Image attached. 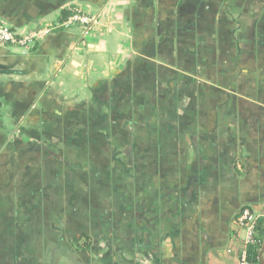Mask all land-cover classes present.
<instances>
[{
    "label": "crops",
    "instance_id": "obj_1",
    "mask_svg": "<svg viewBox=\"0 0 264 264\" xmlns=\"http://www.w3.org/2000/svg\"><path fill=\"white\" fill-rule=\"evenodd\" d=\"M77 10L96 21L55 26ZM0 21L51 28L0 42V264H237L241 210L264 218V0H0Z\"/></svg>",
    "mask_w": 264,
    "mask_h": 264
},
{
    "label": "built area",
    "instance_id": "obj_2",
    "mask_svg": "<svg viewBox=\"0 0 264 264\" xmlns=\"http://www.w3.org/2000/svg\"><path fill=\"white\" fill-rule=\"evenodd\" d=\"M96 21L95 15H86L77 10L62 22L57 23L55 26L67 28L73 24H84L91 26ZM89 28V27H88ZM51 31L50 27L40 28L26 32L24 34L17 33L12 26L0 21V42L6 43L11 46L22 47L24 51L28 50L35 41L47 35ZM258 219V215L252 212L249 208L245 207L241 210L236 223L237 226L244 231L242 238L241 249L238 254L237 264H252L248 258L249 245L256 244L258 239L256 237L255 226Z\"/></svg>",
    "mask_w": 264,
    "mask_h": 264
},
{
    "label": "trees",
    "instance_id": "obj_3",
    "mask_svg": "<svg viewBox=\"0 0 264 264\" xmlns=\"http://www.w3.org/2000/svg\"><path fill=\"white\" fill-rule=\"evenodd\" d=\"M72 15V11H62L61 21ZM256 237L258 242L256 244L249 245L248 258L253 264H260L259 251L261 248L263 236H264V218H258L255 226Z\"/></svg>",
    "mask_w": 264,
    "mask_h": 264
},
{
    "label": "rangeland",
    "instance_id": "obj_4",
    "mask_svg": "<svg viewBox=\"0 0 264 264\" xmlns=\"http://www.w3.org/2000/svg\"><path fill=\"white\" fill-rule=\"evenodd\" d=\"M11 49L15 53H21L24 51V49L22 47H18V46H13ZM10 127H12V126H10ZM11 130H13V128H11Z\"/></svg>",
    "mask_w": 264,
    "mask_h": 264
},
{
    "label": "water",
    "instance_id": "obj_5",
    "mask_svg": "<svg viewBox=\"0 0 264 264\" xmlns=\"http://www.w3.org/2000/svg\"><path fill=\"white\" fill-rule=\"evenodd\" d=\"M263 250H264V236H263V240H262V245H261L260 254H262ZM260 259L262 260L261 257H260ZM262 264H264L263 261H262Z\"/></svg>",
    "mask_w": 264,
    "mask_h": 264
}]
</instances>
